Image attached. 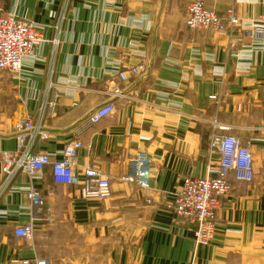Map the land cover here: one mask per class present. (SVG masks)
I'll return each instance as SVG.
<instances>
[{"label": "crops", "instance_id": "obj_1", "mask_svg": "<svg viewBox=\"0 0 264 264\" xmlns=\"http://www.w3.org/2000/svg\"><path fill=\"white\" fill-rule=\"evenodd\" d=\"M191 1L0 0V15L40 28L22 76L0 71V153L15 151L17 119L37 121L57 92L56 108L42 115L46 139L35 151L57 161L66 144L79 139L77 175L96 167L111 184L109 197L97 201L79 188L53 185L49 167L33 183L18 174L0 188V264L37 258L50 264H264V48L252 47L239 29L188 30ZM201 1L217 13L231 9L243 22L264 13V0ZM138 65L145 72L122 86L125 98L114 101L113 114L88 125L92 110L110 99L105 91L116 81L113 71ZM213 121L249 146L254 176L250 183L230 178L233 190L221 200L212 241L197 246L193 225L164 204L183 178H204L216 168L219 156L208 149ZM136 150L152 159L146 190L121 181ZM29 185L44 197L40 211L26 198ZM28 223L30 240L12 235Z\"/></svg>", "mask_w": 264, "mask_h": 264}, {"label": "built area", "instance_id": "obj_2", "mask_svg": "<svg viewBox=\"0 0 264 264\" xmlns=\"http://www.w3.org/2000/svg\"><path fill=\"white\" fill-rule=\"evenodd\" d=\"M185 26L190 31L211 30L217 33L239 29L242 37L252 40V47L264 48V13L255 20L243 22L231 9L217 13L206 8L201 0H193L186 6ZM39 33L40 28L34 23L20 20L12 14L0 16V71L14 77L22 74L25 60L32 55L35 46L40 42ZM143 70L138 65L126 70L120 67L113 71L117 81L112 82L105 92L110 99L89 114L88 125H97L113 114L114 101L125 98L121 86L139 76ZM59 97V93L55 92L52 100L42 108L37 121L22 118L15 122L16 149L13 152L0 153V174L3 177L0 188L7 187L18 174L27 176L30 183L39 181L43 170L49 167L53 185L79 188L86 199L103 201L110 195V177L96 167H87L82 177L75 172L78 152L82 149L81 140L74 139L66 144L61 158L57 161H51L48 154L36 152L34 149L38 141L46 139L42 115L46 108L49 112L53 111ZM208 100L218 103L219 97L211 95ZM240 109L238 106L237 111ZM210 127L208 149L219 156L216 168L209 171L204 178H183L181 188L172 201L164 204L167 212L195 225L194 241L197 246L207 245L212 241L221 200L233 190L230 178L235 182L250 183L254 176L249 146L242 145L236 137L227 134L229 127L226 125L213 121ZM134 152L132 157H128V163L129 167H135L137 173L133 178L127 174L121 177V181L146 190L152 177V159L145 151ZM25 194L32 209L42 210L45 201L39 190L29 185ZM3 216L4 212L0 211V218ZM32 233L31 223L16 226L12 231V235L20 239H29ZM20 263L50 264L48 259L42 258Z\"/></svg>", "mask_w": 264, "mask_h": 264}, {"label": "rangeland", "instance_id": "obj_3", "mask_svg": "<svg viewBox=\"0 0 264 264\" xmlns=\"http://www.w3.org/2000/svg\"><path fill=\"white\" fill-rule=\"evenodd\" d=\"M0 16H3V15H0ZM118 68H120V67H118ZM144 72H145V69L143 70L142 73H144ZM142 73H141L140 75H142ZM112 74H113V73H112ZM140 75L137 76L136 78L140 77ZM21 76H22V74L17 75V76H16V79L19 78V77H21ZM113 76H114V75H113ZM116 81H117V79H116ZM116 81H113V82H116ZM121 89H122V86H121ZM106 91H107V90H106ZM106 91H105V92H106ZM57 104H58V101H56V106H57ZM100 105H101V104H100ZM100 105H98V106H100ZM56 106H55V108H56ZM75 106H76V104H72V105H71V107H75ZM98 106H97V107H98ZM55 108H54V109H55ZM95 108H96V107H95ZM92 111H93V110H92ZM111 115H112V114H111ZM109 116H110V115H109ZM109 116H107V117H109ZM107 117H106V118H107ZM106 118H105V119H106ZM87 119H88V118H87ZM103 120H104V119H103ZM94 126H95V125H94ZM135 187H136V186H135ZM136 188H137V187H136ZM171 201H172V199H171L170 201H168V202H171ZM29 203H30V202H29ZM166 203H167V202H166ZM30 206H31V205H30ZM31 208H32V207H31ZM188 223H189V222H188ZM190 224H191V223H190ZM191 225H193V227H194V229H195V225H194V224H191ZM193 235H194V234H193Z\"/></svg>", "mask_w": 264, "mask_h": 264}, {"label": "bare ground", "instance_id": "obj_4", "mask_svg": "<svg viewBox=\"0 0 264 264\" xmlns=\"http://www.w3.org/2000/svg\"><path fill=\"white\" fill-rule=\"evenodd\" d=\"M135 154V153H134ZM134 154H129L128 155V157H132ZM136 169H135V167H130L129 168V172H128V174H129V177H131V178H133V177H135V175H136ZM77 174V173H76ZM79 177H82V176H79ZM108 198V197H107ZM33 229V228H32ZM32 236V235H31ZM31 236L29 237V239H25V240H30L31 239Z\"/></svg>", "mask_w": 264, "mask_h": 264}]
</instances>
